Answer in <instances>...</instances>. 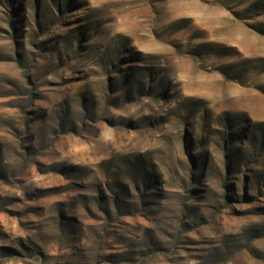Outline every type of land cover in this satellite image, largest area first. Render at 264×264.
<instances>
[{"label":"rangeland","instance_id":"374dc122","mask_svg":"<svg viewBox=\"0 0 264 264\" xmlns=\"http://www.w3.org/2000/svg\"><path fill=\"white\" fill-rule=\"evenodd\" d=\"M0 264H264V0H0Z\"/></svg>","mask_w":264,"mask_h":264}]
</instances>
